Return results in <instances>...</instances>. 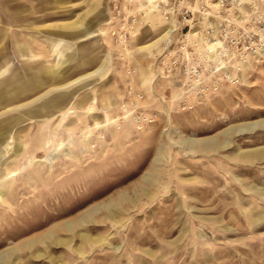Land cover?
<instances>
[{
    "label": "rangeland",
    "instance_id": "374dc122",
    "mask_svg": "<svg viewBox=\"0 0 264 264\" xmlns=\"http://www.w3.org/2000/svg\"><path fill=\"white\" fill-rule=\"evenodd\" d=\"M243 3L254 50L195 49L185 88L156 13L123 50L109 0H0V264H264V0Z\"/></svg>",
    "mask_w": 264,
    "mask_h": 264
},
{
    "label": "built area",
    "instance_id": "2783aa9c",
    "mask_svg": "<svg viewBox=\"0 0 264 264\" xmlns=\"http://www.w3.org/2000/svg\"><path fill=\"white\" fill-rule=\"evenodd\" d=\"M243 2L244 0H109L107 26L110 41L120 49H127L134 39L139 21L148 14H158L169 24L164 51L157 59L158 69L165 76L179 71L185 78V88L192 84L196 86L200 82L201 67L193 57L198 54V49L201 48L203 55L211 59L218 54L244 56L254 50L251 40L255 37L248 20L239 19L234 13V10L243 8ZM258 40L261 41L260 38Z\"/></svg>",
    "mask_w": 264,
    "mask_h": 264
},
{
    "label": "bare ground",
    "instance_id": "6f19581e",
    "mask_svg": "<svg viewBox=\"0 0 264 264\" xmlns=\"http://www.w3.org/2000/svg\"><path fill=\"white\" fill-rule=\"evenodd\" d=\"M152 12L154 11L153 9H150ZM169 34V32L166 34V35H168ZM165 42H162V45L164 44ZM258 125H256L255 127H257ZM254 129V128H253ZM249 131H252V130H250V128H249ZM259 154V153H258Z\"/></svg>",
    "mask_w": 264,
    "mask_h": 264
}]
</instances>
